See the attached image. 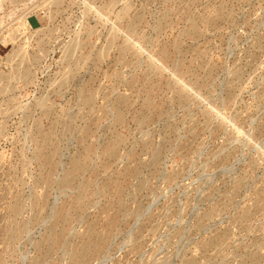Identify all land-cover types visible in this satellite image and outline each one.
Wrapping results in <instances>:
<instances>
[{"label": "rangeland", "instance_id": "obj_1", "mask_svg": "<svg viewBox=\"0 0 264 264\" xmlns=\"http://www.w3.org/2000/svg\"><path fill=\"white\" fill-rule=\"evenodd\" d=\"M0 264H264V0H0Z\"/></svg>", "mask_w": 264, "mask_h": 264}]
</instances>
